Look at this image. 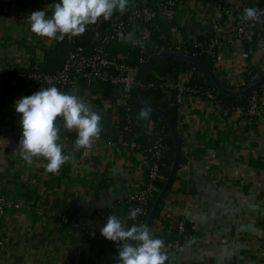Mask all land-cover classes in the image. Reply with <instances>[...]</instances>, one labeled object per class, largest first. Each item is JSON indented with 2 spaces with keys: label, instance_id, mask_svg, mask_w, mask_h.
<instances>
[{
  "label": "crops",
  "instance_id": "0c3cea01",
  "mask_svg": "<svg viewBox=\"0 0 264 264\" xmlns=\"http://www.w3.org/2000/svg\"><path fill=\"white\" fill-rule=\"evenodd\" d=\"M164 1L128 0V6ZM56 2L39 0L20 8L16 0H0V75L44 60L56 40L33 34L28 16ZM221 6L264 10V0H184L170 13H158L152 27L161 39L183 45L217 39L222 60L211 61L212 70L235 91L248 69L264 71V24H258L253 52L244 60V47ZM144 28L140 22L126 27L125 40L111 46L114 59L128 57L129 44ZM191 75L183 72L166 82L185 84ZM41 88L0 94V196L20 205L0 214V264H105L100 248L108 240L99 229L110 214L126 220L128 199L147 183L148 158L121 129L120 91L93 84L57 88L101 115L103 130L91 149L77 150L76 131L65 129L58 118V143L70 159L57 173L45 170L42 157L27 163L16 150L21 127L14 102ZM142 120L150 133L152 122ZM176 130L186 161L163 200L153 234L169 236L180 222L188 224L190 234L178 251L167 252L165 264H264V118L247 126L240 109L226 117L220 105L190 95L179 106ZM78 224L83 231L75 230Z\"/></svg>",
  "mask_w": 264,
  "mask_h": 264
},
{
  "label": "clouds",
  "instance_id": "9594fccd",
  "mask_svg": "<svg viewBox=\"0 0 264 264\" xmlns=\"http://www.w3.org/2000/svg\"><path fill=\"white\" fill-rule=\"evenodd\" d=\"M127 5L128 0H59L50 8L31 13L28 23L36 36L63 41L66 36L82 35L87 25L96 24L101 17L107 21L114 11L124 12ZM49 11L50 17L46 15ZM243 11L242 19L264 23V10L246 7ZM14 107L21 127L16 150L29 164L34 157H42L47 161L44 167L48 173H57L70 159L63 154V144L58 143V118L65 129L76 131L74 145L77 150L91 149L103 130L100 114L90 110L78 96L61 92L55 86L42 87L30 96L18 98ZM149 113L150 109L142 108L139 118H147ZM142 211L140 208L130 210L126 220L110 214L99 229L105 239L119 244L118 255L114 257L116 264H165L169 259L162 251L164 241L156 238L147 225L127 223Z\"/></svg>",
  "mask_w": 264,
  "mask_h": 264
},
{
  "label": "built area",
  "instance_id": "2783aa9c",
  "mask_svg": "<svg viewBox=\"0 0 264 264\" xmlns=\"http://www.w3.org/2000/svg\"><path fill=\"white\" fill-rule=\"evenodd\" d=\"M182 1L184 0H165L153 7L137 8L136 6H131L128 10L127 18L118 19L115 22L111 32L101 39L99 45L94 47L91 55L79 56L77 53H72L69 55L68 60L63 67L55 73L42 72L37 65L38 62H36L28 73L0 81V94H6L10 90L20 87L34 86L48 88L55 86L56 88L71 89L80 85L89 86L97 84L117 88L123 99V107L127 112H130L134 109V106L130 102L132 98V90L134 88V79L138 69L129 67L124 62L114 59L106 47L110 46L111 48L113 43L123 42L125 40V29L129 24L140 22L144 26V24L150 19L154 20L158 13H170L172 8ZM220 10L224 18L232 24L237 40H239L244 47L241 57L244 60L247 59L253 52L254 38L259 23L242 19L244 12L232 7L221 6ZM86 28L89 30L95 29L92 25H88ZM143 31L144 32L133 43H131V45L138 46L145 55L146 50L144 41L148 36V31L146 28H144ZM95 38H97V36H95ZM218 49L219 41L213 39L207 44L193 42L190 46L178 42H169L168 46L154 48L153 52L154 54L159 52L177 53L196 60L197 57L204 55L210 58L212 62H220L222 57ZM140 62L143 64L145 61L141 60ZM167 78L158 77L156 80L157 82L148 84V88L160 89L165 93L166 99L174 98L176 104L179 106L182 104L184 97L190 95L199 96L196 94L195 90L188 87L186 83L181 85L168 84L166 82ZM251 80L249 86H252L259 81L258 75H254ZM244 85L245 78L240 84L237 83L235 88L236 90H240ZM204 97L206 100L219 105V102L212 93L206 92L204 93ZM238 109H240L243 115L245 124L247 126H252L258 119L264 118V99L259 95L252 94L249 96L245 107ZM227 112V110H224L223 114L226 115ZM129 125L130 120L126 118L125 125L122 129L124 134L129 133ZM132 145L136 148L138 147L133 141ZM162 149L161 139L155 142L150 148L149 152L152 155V161L147 168V183L145 187L128 199L127 204L129 211L135 208H140L143 210L142 214H145V205L148 198L155 191L153 182L158 175L159 162L162 158L163 152ZM19 208V204L0 196V214H4L6 211H16ZM132 221L135 222L136 219ZM72 223H75V221H72ZM178 230L179 233L184 232L182 222L179 224ZM1 240L2 238L0 237V241ZM1 243L2 242H0V244ZM164 244L165 247L162 251L166 253L176 252L180 247V244L177 241Z\"/></svg>",
  "mask_w": 264,
  "mask_h": 264
},
{
  "label": "trees",
  "instance_id": "16d2710c",
  "mask_svg": "<svg viewBox=\"0 0 264 264\" xmlns=\"http://www.w3.org/2000/svg\"><path fill=\"white\" fill-rule=\"evenodd\" d=\"M39 0H16V4L20 8H24L27 5L35 4ZM137 8H141L142 6L137 5ZM145 7H153L151 5H146ZM129 6L124 12L114 11L111 18L107 21L103 20L101 17L100 20L92 25L95 27L93 30H89L86 28L85 32L78 36L68 38L67 36L63 41H57L55 45L47 50L44 53V60L42 62H38V67L42 72L55 73L57 71L52 70L55 67H63V65L67 62L70 54H78L79 56H89L93 53V49L95 46L100 44V41L103 37L108 35L113 26L116 18L118 19H126L128 16ZM153 19H150L147 23L144 24V27L148 31V36L144 41L146 54L144 55L141 49L138 46H133L129 44V54L125 60H122L129 67L139 69L142 63L141 60H147L151 55L154 54L153 49L157 47H166L169 44L168 40L161 39L152 27ZM88 26V25H87ZM97 36V38H95ZM190 46V44L188 45ZM255 46V38L253 43V48ZM106 49L110 52L111 56H114L113 51L110 46H107ZM197 60L202 63L204 66L213 69V65L211 63V59L206 56H199ZM36 62H32L29 67L16 68L14 70H8L3 72L0 75V81L7 80L14 76H18L21 74L28 73L31 68L35 65ZM60 68V69H61ZM59 69V70H60ZM58 70V71H59ZM183 72H192L188 82L186 85L195 90L196 94L199 95L202 99H205L204 93L210 92L212 93L216 100L219 102V105L222 111L227 110L226 117L230 115L233 111L238 108H243L246 105V102L249 96L243 97H232L219 93L208 75L198 67H195L192 64H189L185 61L174 59V58H159L151 62L146 70L144 71L140 85L144 96L148 103L155 108L161 109L166 116L173 123L175 128L178 127L179 121V105L176 104L174 98L166 99L165 93L160 89H151L148 88L149 83L157 82V78H167L169 76H177ZM254 75H258V80L264 77V71L248 69L245 72V85L240 90L245 89L247 86L251 84V79ZM223 86L229 90H233L230 86H228L224 81L220 80ZM261 89L258 90L255 94H261ZM134 109L130 112H127L124 107L120 109V114L122 116L121 129L125 125L126 118L130 120L129 125V133L124 134L126 137H130L132 141L138 146V151L147 156L149 163L152 161V155L149 152L150 148L153 146L155 142L161 139L162 143V158L159 162L158 175L156 180L153 182L155 187V191L150 195L148 201L145 205L146 212L145 214H141L136 218V221H131V224H140L144 223L149 215V212L153 206L155 199L158 196V193L163 188L165 181L169 175L170 168L173 161L174 155V146H173V137L171 135V131L168 127L166 120L160 116L159 114L150 111L149 116L147 117L150 122H152V130L150 133L146 132L144 128L143 120L137 116V112H140L142 108H146L137 97V94L133 88L132 90V98L130 102ZM181 143V142H180ZM185 158L182 153H180L179 158V166L185 163ZM163 204V201L156 211L154 219L149 226V229L153 232L154 221L158 218L160 213V208ZM128 206V204H127ZM181 223V222H180ZM178 223L172 231V234L169 236H155L156 238H160L164 241V243L177 241L181 244L190 234V228L186 222L183 223L184 232L179 233ZM75 230L83 231L82 224L76 225ZM118 247L119 244L112 241H101L100 252L102 256L105 258L106 264H116L114 257L118 255Z\"/></svg>",
  "mask_w": 264,
  "mask_h": 264
},
{
  "label": "water",
  "instance_id": "95a60500",
  "mask_svg": "<svg viewBox=\"0 0 264 264\" xmlns=\"http://www.w3.org/2000/svg\"><path fill=\"white\" fill-rule=\"evenodd\" d=\"M159 58H174V59L185 61L189 64L194 65L195 67L200 68L201 70H203L208 75V77L210 78V80L214 84L216 90L219 93L227 95V96H232V97L250 96L252 94H255L258 90H260L264 87V77H263L262 79L257 81L255 84H253L252 86H249L245 89L235 90V91L229 90L223 86L220 79L218 78V76L215 74V72L211 68L204 66L202 63H200L196 59L190 58V57L182 55V54H177V53L159 52V53L154 54V55L150 56L149 58H147V60H145V62L140 66V68L137 71L136 77L134 79V90L137 94V97L139 98V101L146 108L150 109V111H153V112L159 114L160 116H162L166 120L168 127L171 131V135L173 137V146H174L173 161H172V165L170 168L169 175L165 181L163 188L158 193V196L155 199L153 206L149 212V215L145 221V225H147L148 227L152 223L156 211L159 209L162 201L166 197L168 191L170 190V188L173 184L176 172H177L178 167H179V158H180V142H179V136H178V133H177L175 126L173 125V123L170 121V119L166 116V114L161 109L155 108L148 103V101L146 100L144 93L142 91L141 85H140L141 77H142L144 71L146 70V68L148 67V65L151 62H153L154 60L159 59Z\"/></svg>",
  "mask_w": 264,
  "mask_h": 264
}]
</instances>
